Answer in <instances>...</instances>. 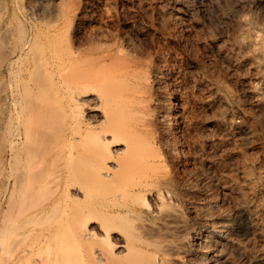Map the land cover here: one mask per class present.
Masks as SVG:
<instances>
[{"label":"rangeland","instance_id":"rangeland-1","mask_svg":"<svg viewBox=\"0 0 264 264\" xmlns=\"http://www.w3.org/2000/svg\"><path fill=\"white\" fill-rule=\"evenodd\" d=\"M74 53L84 61L97 58L80 64L102 77L97 89L118 92V107L111 110L121 112L129 134L137 132L139 149L121 159L149 155L151 169L108 181H93L91 173L63 175L64 162L54 157L65 148L62 142L67 145L66 134L88 127L89 120L94 124L88 128L96 129L101 119L87 104L53 114L60 97L42 77L57 57ZM156 69L162 80H155ZM31 131L46 139L61 133L54 148L47 145L58 151L45 147L48 158L30 160L26 147L42 139L37 134L30 142ZM37 160L49 164L39 178L29 175ZM81 185L90 190L74 193ZM253 200L261 224L256 236L239 235L241 245L234 246L226 233L202 260L215 226L237 222ZM198 207L215 223H206ZM174 209L180 216L168 217ZM87 214L97 232L92 238L80 235ZM181 220L184 227H176ZM106 228L112 235H104ZM260 235L264 0H0V264H55L65 245L77 264H264ZM51 239L57 245L49 246Z\"/></svg>","mask_w":264,"mask_h":264},{"label":"bare ground","instance_id":"bare-ground-1","mask_svg":"<svg viewBox=\"0 0 264 264\" xmlns=\"http://www.w3.org/2000/svg\"><path fill=\"white\" fill-rule=\"evenodd\" d=\"M241 4H243V3H241ZM244 4L242 5V7L243 8L247 7V5L246 4L244 5ZM53 55L54 54H52V56ZM58 55L59 54H57V56ZM80 55L81 54L78 55V57H79L78 58L77 55L74 53L68 59H63L59 55L60 58L57 57V59L52 61L53 63L52 62L50 63L51 66H50L49 72H51L52 74L47 75L45 73L49 74V72H45L44 73L45 76L42 77L45 81L44 85H46L45 83H47V84L50 83L51 86H53L52 87V91H53L52 95L54 93L55 98L56 97L58 98V96L60 97L58 100H60L61 106L58 108V110L56 109L55 112H53V114H55L56 112L58 113V111H59V113L60 112L63 113L64 111L68 112L69 110H72L74 113L75 110L78 111V110H80V108L82 109L85 104H87V106H88L87 109H88L89 113L98 112L101 114L100 122H98L99 127H97L96 129L88 128L90 126L92 127V125L94 124L92 121H90L88 119L89 122L88 123L85 122V123H87L86 126L89 125L88 127H86V128L84 127V129H80V128L77 129L75 127L76 130L72 129V131L70 130V132L68 131L69 133L66 134V138L68 139L67 145L65 144L66 146H64V144H63L64 142H62L61 147L63 145V147H65V148L63 150L60 149L59 153H57L58 155L56 157H54V158H56V160H59V162L61 160L64 162L63 163L64 169L62 171L63 175L74 176V175H77L79 173H91L92 174L91 180H93V181H95V180L96 181L97 180H107L108 181L110 179L121 178L124 174L135 173L136 175H140V174L145 172L144 169H146V168L148 170L151 169L150 164L152 166L153 160H151L152 158L148 154H146V155H148V157L140 156L141 154H137V153H140L138 151L136 153L138 155V158H135L137 155L135 157L129 155L130 158L131 157L133 158V160H132V158L128 161H124L123 159H121L122 158L121 155L123 153L126 152L128 154V153L134 152L135 150L137 151L139 149L140 142H138L139 140L137 141L135 139L136 135H134L135 133L137 134V132H135L134 129H131V130H134V132H132L130 130V134H129L128 133L129 132L128 131L129 125H127V123L121 117V115H120L121 112H119L116 109L113 111L111 110L115 104L118 107V104H119L118 103L119 102L118 96H119V94L115 90H112L114 88L112 86H109L110 83L108 85L109 87H107V88H112V89H106V91L97 89L98 84L95 86L96 82L99 83L98 81L100 79H102V77L100 79H99V77L97 78L98 73L93 72V70L91 73V68L89 66L84 65L83 62H85V64L86 63L91 64V62L95 63L97 58L93 59V58L88 57V58H86V61H84L83 60L84 57L80 58ZM65 56L67 57V55H65ZM65 56L62 55V57H65ZM42 57H43V59L46 58L44 56H42ZM51 57H50V60H52ZM47 58H49V57H47ZM39 59H40L41 63H43V61L45 60V59L41 60V58H39ZM37 61H38V59H37ZM80 61H83L82 64H80ZM41 63H39V64H41ZM44 65L48 66V64H46V61L44 62ZM44 65H42V67ZM166 67H167L166 64H164L163 68L165 69ZM52 69H53V71H52ZM162 69H156L152 72L153 75L155 76V80H156V78L162 80V78H161V74L163 72ZM46 71H48V70L46 69ZM93 74H96V76ZM41 75H43V74H41ZM108 80L110 81V79H108ZM163 80H165V79H163ZM41 81H43V80L41 79L39 82L37 81V84L39 85V83H41ZM44 85H42L43 87H41V85H39L40 86L39 90L44 88ZM48 86H50V85H48ZM93 86H95V87H93ZM46 88L47 87L45 86V90H47ZM49 88H51V87H49ZM49 88H48V91L50 90ZM42 91L44 93L41 92V94H43V96H44L47 91L46 92L44 90H42ZM56 95H58V96H56ZM55 98H53V99H55ZM57 98H56V100H57ZM64 100H66V101H64ZM105 104H106V106H105ZM57 113H56V115H57ZM77 113L78 114L75 113L76 119H77V117H79L80 118L79 121H81L82 114H81V112H77ZM83 113H84V111H83ZM83 116H85V114ZM91 119H93V118H91ZM73 120H75V118ZM75 121H77V120H75ZM75 121L73 122L74 123L73 126L76 125ZM81 123H83V122L81 121ZM68 126L70 127L71 124ZM38 127H40V128H38ZM41 127L42 126L37 125V129H40L39 132H42L43 134H45L47 132V130L43 129L45 131H42ZM70 128H74V127L71 126ZM31 133H33V134H29V132H28V134L26 136V138L30 142L31 141L34 142L36 140L35 136H37V134H38V136L40 137V134H41V133H36V131H35V133L31 131ZM62 133H63V131H62ZM47 134H48V132H47ZM127 135L129 136V138L127 137ZM45 136L42 137V134H41V137H42V139H44V141L42 139H40L37 145L36 144L34 145L32 143L29 144L30 146L26 145L27 146L26 148L29 147V152L26 149H25V151H27L28 154H30L29 156L31 158L27 155V153H25V154L28 156V158H30V160L32 159L33 155L35 157L37 155L42 156L43 160L48 158L47 155L49 156V153L51 151H54L55 149L51 150V148L47 147V145H49V143L51 145L54 144L56 139H58V141H59L61 133L58 135L56 133H49V135H47V139L45 138ZM30 137L31 138L34 137V139L30 140L31 139ZM45 139H46V141H48V140L52 141V143L46 142L47 143L46 144ZM37 141H38V139H37ZM37 141H36V143H37ZM61 141H62V139H61ZM45 147L50 148L48 150L46 149L47 151H50V152H47L45 150ZM52 148H54L53 145H52ZM57 148H59V147H57ZM44 150H45V152H47L46 157L43 156V154H42V153H44L43 152ZM55 151H58V150H55ZM141 151L143 152L142 149H141ZM22 152H23V150H22ZM39 156H37L38 159H40ZM28 161H29V159H28ZM37 162H38V160H37ZM42 162L41 163L38 162L36 168H34L36 170L32 171L29 169V171H30L29 175H31V172H33L32 176H36L37 178H39L40 175L45 174V172L47 170L45 165H49V164L43 163L44 164L43 165ZM149 173H150V171H149ZM150 174L151 175L148 174V177H150V176L152 177V173H150ZM29 175L28 176L25 175L26 178H28ZM143 175H141V176H143ZM31 178H33V177H30V179H28V180L30 181ZM164 179L165 178H163V181L165 182L167 179H165V180ZM160 181H162V180H160ZM164 182H163V184H164ZM82 187L83 188L78 186V187L74 188V190H73L74 193L79 194V193L84 191L83 193L85 194V192L90 190V188L88 189V187H90V186L84 187V185H83ZM210 202L212 203V201H210ZM256 202H257L256 200L255 201L253 200L252 202H249L244 206L242 215L238 219H236V220H238L237 222L236 221L234 222L232 220H230V221L228 220L229 222L225 223L224 225L217 224L218 226H215V232H214L215 236H213V235L212 236L208 235L209 237L207 236L208 238H206V242H205L206 246H204V248L201 251L202 260L208 259L209 255L211 253L212 247L216 246L218 243V238H221V237L223 238L226 233L228 235L230 243L234 246L235 245H241L242 241H241L239 235L249 236L250 234H253L256 236V234H257L256 232L261 225L259 218H258L259 209L257 208V206H259V204H257V203H259V202H257V203ZM205 205H206V203L202 204L201 208ZM198 210L201 211L200 208ZM178 212L179 211L174 209V211L171 210L169 213L166 212V214L170 218H175V217L180 216V213H178ZM205 212L201 211V215L204 214L202 216L205 217V220H206L205 222L207 223V221H208L209 223L210 222L215 223L214 222L215 219L213 221V218H212L214 215L213 216H212V214L208 215V211H207V214ZM198 213H200V212H198ZM90 214L85 215L86 217H84V220L86 222L87 228L85 229L84 233L82 232L83 234L82 233L80 234L81 236L83 235L85 238H88V237L90 238L91 236H93V237L97 236V232L95 231L96 229L92 225H89V223L93 219V216ZM224 215L227 216L226 212L224 213ZM245 222H246V226H245ZM175 226L183 228L184 227V221L181 220L179 223L177 222L175 224ZM242 227H247L249 229H248V231L246 229V231L242 232ZM105 230L106 231H104V235H106V236L112 235V231H111L112 229L111 228H106ZM227 235L225 237H227ZM81 236H80V238H82ZM260 236H261L262 240L264 241V237L262 235H260ZM50 242L51 243L49 244V241H48L49 246L53 245L52 242L55 243V241L52 239ZM55 244L57 245V243H55ZM62 246H63V244H62ZM187 246H188V244H187ZM57 247H55V248H57ZM68 247L69 246L67 245V248H66V245H65V247H64L65 249L64 250L62 249L63 251L66 250L63 253L64 258L62 260L61 259L60 260L58 259L57 261L55 260V264L56 263L57 264H77L78 257L74 254L72 255L68 251ZM172 248H175V247H172ZM227 254H228L227 252H224V256H227ZM259 256L262 259H264V251L260 252ZM61 258H62V256H61ZM97 258L99 261H103V258H104L103 254L100 252L97 253ZM230 258L231 257L229 256L227 259H230ZM240 260L241 259H239L237 261L235 260V262H233V264H240ZM224 261L225 262H223V264H230L229 262L231 260H225L224 259ZM40 264H46V261L42 262V260H41Z\"/></svg>","mask_w":264,"mask_h":264}]
</instances>
